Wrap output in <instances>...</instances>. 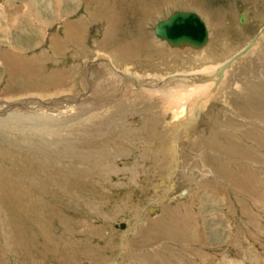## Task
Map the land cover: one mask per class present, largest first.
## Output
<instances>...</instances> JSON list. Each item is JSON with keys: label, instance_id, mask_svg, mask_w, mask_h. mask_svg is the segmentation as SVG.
Listing matches in <instances>:
<instances>
[{"label": "rangeland", "instance_id": "obj_1", "mask_svg": "<svg viewBox=\"0 0 264 264\" xmlns=\"http://www.w3.org/2000/svg\"><path fill=\"white\" fill-rule=\"evenodd\" d=\"M111 5H128V15L106 30L108 17L99 15ZM177 10L204 21L209 38L201 48L170 46L154 34L155 24ZM142 21L157 48L124 60L114 49L138 36ZM262 28L264 0H0V110L15 104L0 111L8 120L0 124V264H109L115 257L116 264H264ZM64 29L79 33L66 38ZM253 39L214 92L211 81L190 91L188 117L176 112L180 119L173 120L172 106L142 99L95 122L74 114L86 104H93L91 114L104 101L112 107L136 102L131 90L151 88L142 78H157L154 88L217 68ZM104 48L115 52L109 69L117 71L107 72L105 61L95 65ZM8 51L22 57L16 69ZM136 76L139 85L131 80ZM62 83L61 92L36 96ZM202 86L208 91L197 94ZM33 111L59 118L61 112L62 138L27 132ZM15 112L23 117L15 120ZM80 120L85 128L76 127ZM148 121H154L149 132L142 129ZM65 125L73 134L67 136ZM93 149L110 159L69 157L92 156Z\"/></svg>", "mask_w": 264, "mask_h": 264}, {"label": "bare ground", "instance_id": "obj_2", "mask_svg": "<svg viewBox=\"0 0 264 264\" xmlns=\"http://www.w3.org/2000/svg\"><path fill=\"white\" fill-rule=\"evenodd\" d=\"M123 3V2H122ZM124 3H127V2H124ZM36 6V5H35ZM117 6H118V8H117ZM123 8L124 9V11L123 12H120V9L121 8ZM115 8H117V10H115ZM125 8L127 9L128 8V5H114V7H113V5H111V7L110 8H107L106 9V7H105V11H106V14H100L99 16L102 18V16H106V17H108L107 18V21H106V23H107V28H106V30L108 29V27H117V25H118V23L119 22H122V20H124L125 19V17L128 15V12H125ZM153 8H151L150 9V11L152 10ZM155 10V9H154ZM67 11V10H66ZM175 12V11H174ZM173 13V12H172ZM171 13V14H172ZM4 14V13H3ZM197 14V13H196ZM7 15V14H6ZM57 15V14H56ZM170 15V14H169ZM168 15V16H169ZM198 15V14H197ZM168 16L165 18V19H167L168 18ZM243 14H241L240 16H239V18H238V21H239V23L240 24H243V23H245L244 22V18H243ZM7 17V16H6ZM156 17V16H155ZM200 17V16H199ZM201 18V17H200ZM165 19H161V20H165ZM209 19L211 20V17H209ZM7 20V19H6ZM66 20V19H65ZM106 20V19H105ZM109 20H111V21H109ZM147 20H149L148 18H147ZM161 20H159V21H161ZM159 21L157 22V23H159ZM204 22V21H203ZM63 23H66V22H63ZM157 23L155 24V26H154V34L158 37V38H160V39H162V40H164L162 37H160L158 34H157V32H156V25H157ZM145 25V24H144ZM144 25H143V21H142V23L141 24H139V27H138V29H139V34L137 33V35L138 36H136V35H132V36H129V38H128V41L125 43V44H122V45H118L117 47H119V48H117V49H114V51L115 52H117L118 54H119V57H121L122 59H124V60H135L136 59V56L132 53L133 51H135V50H137V51H140V53H141V50H154L155 48H157V47H155V44L156 43H154V45H153V43H149V40L147 39V36L145 35V31H143L142 29H143V27H144ZM204 25H205V23H204ZM2 26V25H1ZM67 26H69V24H66L65 25V28L67 27ZM211 26L212 27H214V22H211ZM70 27V26H69ZM68 27V28H69ZM2 28V27H1ZM81 28L82 27H80V29H79V31L81 32ZM205 28H206V31H207V39H206V41H205V43L207 42V40H208V38H209V32H208V30H207V27H206V25H205ZM65 31H64V35H65V37L66 38H68L71 34L73 35L75 32H77L76 30H75V32H73L72 33V29H69L68 31L66 30V29H64ZM262 30H264V28H262ZM261 30V31H262ZM79 31L77 32V33H79ZM114 31V30H113ZM138 31V30H137ZM8 32V31H7ZM110 32H111V30H110ZM259 35L260 34H264V33H262V32H260V33H258ZM9 35V34H8ZM75 35H76V33H75ZM80 35V34H79ZM57 36V35H56ZM77 36V35H76ZM76 36H74V37H76ZM9 37V36H8ZM53 39H54V42H55V40H56V37L53 35ZM71 37V36H70ZM69 37V38H70ZM73 37V38H74ZM78 37H81V36H78ZM78 37H76V38H74V39H72V41L73 40H77L78 39ZM257 37V36H256ZM49 38V37H48ZM254 40L255 39H253V41L251 42V43H249L242 51H240V52H238L237 54H235V56L233 57V58H230V60L229 61H224L223 63H221V65L220 66H218L217 68L215 67V66H213L211 69H209V70H206V69H203V70H201L200 72H197V73H194V74H192V73H190V74H180V75H177V76H179L178 78H176V79H174V80H171L170 78L171 77H173V76H169L167 79H170V80H167V82L166 83H163L162 85H160V86H158V87H154V88H152V86H154V83L155 84H157V83H159L158 82V80H157V78H155V77H152V76H146V78H142L143 79V81H144V83H146L148 86L150 85V87L151 88H144V86H143V88H137L138 89V91L136 92V91H134V90H131L130 92H135L139 97H137L136 98V102H132L131 104H129V103H126L125 102V100H122V101H120L119 103H116L115 105H114V107H112L111 105H109V104H107V103H109V102H107V101H104V102H106V104L105 103H103V104H98L97 103V105L98 106H96V107H98V108H100V111H98V112H91V114H89L90 113V109L92 108V106H93V104H86V105H83V106H85V107H81V108H79L80 110L77 112L76 111V113H74V112H72V113H74V114H77V116L79 115V114H81L82 113V115L84 114V116H87V121L88 120H90V121H96L98 118H105V116L106 115H109V113L111 114V113H113V111H114V109H116V107H118V106H120V108H122V107H124L125 105L127 106V105H130V106H132V105H134L135 103H137L138 101H140L141 99L142 100H144V101H146V102H149V101H152V100H160L162 103H163V105H167V106H169V107H171L172 108V110H173V115L171 116V118L173 119V120H177V119H180L179 117H180V115L181 114H184L186 117H188L189 116V112L191 111V109H192V104H191V102L192 101H194V99H193V95H192V93H190V91H193V90H198V88H199V86H201L202 84H204V85H207L208 86V88H209V86H210V81H211V83L212 84H214V85H212V86H210L211 88H210V90H209V92H212L213 90L212 89H216V87L219 85V83L222 81V79H223V74H224V72H226V70L228 69V68H230V66H231V63H233L235 60H238V57H241L242 55H244L250 48H252L254 45H255V42H254ZM59 41V40H58ZM58 41L56 40V42L53 44V48L54 49H56L57 47H60L59 46V44H58ZM153 41V40H152ZM164 41H166V40H164ZM167 42V41H166ZM168 43V42H167ZM205 43L203 44V45H205ZM170 46H173V45H171L170 43H168ZM202 45V46H203ZM62 46V45H61ZM63 46H64V44H63ZM175 46H179L178 48H182V47H184V49H185V47L186 46H189V45H185V44H181V45H175ZM201 46V47H202ZM191 47V46H190ZM201 47H199V48H201ZM15 48V47H14ZM114 48V47H113ZM194 48V47H193ZM9 49V48H8ZM11 49H13V48H11ZM52 49V48H51ZM195 49H198V48H195ZM16 50V49H15ZM58 50H60V49H58ZM57 50V51H58ZM177 50V49H176ZM103 51L104 52H101L100 53V56H101V58L99 59V61H98V63H95V65L96 66H98V68H102L104 65H103V62L102 61H105V66L107 67V72L109 71V70H115V71H117V68L115 69V66H114V68H111V69H109V67H111L113 64L110 62V60H111V58H113L114 57V53L115 52H109V51H107V50H105V48L103 49ZM179 51V50H178ZM178 51H177V53H178ZM56 52V51H55ZM8 53L10 54V56H8V62H13L14 63V69H16V62H19L21 59L20 58H22V57H20L18 54H15V53H13L12 51H8ZM7 54V53H6ZM118 57V56H117ZM99 58V57H98ZM116 59H118V58H116ZM2 61V60H1ZM111 61H113V60H111ZM136 63V62H135ZM23 64V63H22ZM124 64V62L122 63V65ZM120 65V64H119ZM1 66V65H0ZM95 66V67H96ZM117 66V65H116ZM11 68V67H10ZM24 67L21 65V69H23ZM27 68V67H26ZM118 68H120V66L118 67ZM125 68V67H124ZM123 68V69H124ZM216 68V69H215ZM5 69V68H4ZM71 69V68H70ZM95 69H97V68H95ZM91 70V69H90ZM89 70V73H88V75H90L91 73H92V71H90ZM93 70V69H92ZM120 70V69H119ZM124 71V70H123ZM28 72H29V70H28ZM35 72V71H34ZM119 72V71H118ZM20 73V72H19ZM31 73V76H35L32 72H30ZM96 73V72H95ZM99 73V72H98ZM103 73V72H102ZM122 73H124V72H122ZM29 74V73H28ZM33 74V75H32ZM101 74V73H100ZM109 74V73H108ZM119 74H121V73H119ZM118 74V75H119ZM92 75V74H91ZM103 76V75H102ZM124 76V75H123ZM140 77H142L143 75H139ZM110 77V76H109ZM30 78V77H29ZM50 78V77H49ZM93 78V77H92ZM104 78V77H103ZM102 78V79H103ZM124 78V77H123ZM181 78V79H180ZM84 79V78H83ZM105 79V78H104ZM111 79V78H110ZM120 79V78H119ZM48 80V77L46 78L45 77V79H44V82H43V84H45V86H46V83L48 82L47 81ZM85 80V79H84ZM89 79H87V81H88ZM93 80V79H92ZM121 80H123V79H121ZM131 80H132V82H134V83H138V85H139V81H138V79H137V76L135 77V78H132L131 77ZM70 81V80H69ZM162 82L164 81V79L163 80H161ZM33 82V81H32ZM39 82V81H38ZM85 82H86V80H85ZM89 82H90V80H89ZM113 82V81H112ZM126 82V81H125ZM132 82H131V84H132ZM152 82V83H151ZM199 82H201L202 84H197V83H199ZM93 83H95L94 81H93ZM99 83V82H98ZM115 83V82H114ZM123 83H124V80H123ZM127 83L130 85V82L129 81H127ZM143 83V84H144ZM226 83V82H225ZM59 84V81L57 82V85ZM92 84V83H91ZM101 85H103L102 83H100ZM99 84V85H100ZM113 84V83H112ZM111 84V85H112ZM145 85V84H144ZM224 85V87H225V84H223ZM90 85L89 84H87V87H89ZM107 86H109V85H107ZM62 87H64V85H63V83L62 84H60L56 89H54V90H45V91H43L42 93H38L37 92V94H36V96H38V97H40V95H46V94H49V95H52L53 96V94H56V93H59V92H61L62 90ZM91 87V86H90ZM98 87H100V86H98ZM98 87H96V88H98ZM133 87L134 86H132V89H133ZM46 87H44V89H45ZM94 87H92V89H93ZM96 88H94V89H96ZM104 88V87H103ZM208 88L207 87H203L202 86V89H199V90H201V91H198V93L197 94H199V92H202L203 94L206 92V91H208ZM6 89V88H5ZM101 89V88H100ZM131 89V88H130ZM125 90H128V89H125ZM96 91V90H95ZM142 91H145L144 93H142ZM189 91V92H188ZM98 92V91H97ZM197 92V91H196ZM214 92V91H213ZM221 92V91H220ZM92 93H94L93 91H92ZM27 94V93H26ZM35 93H33V95H34ZM61 94V93H60ZM96 94V93H95ZM98 94V93H97ZM194 94V93H193ZM219 94H221V93H219ZM28 95V94H27ZM224 95H226L225 93H224ZM32 96V95H31ZM16 97H18V96H16ZM106 97V96H105ZM123 97V96H122ZM199 97H200V95H199ZM202 97H204L203 95H202ZM37 98V97H36ZM78 98V97H77ZM86 98V97H85ZM90 98H92L93 99V97H90ZM95 98V97H94ZM97 98H99V97H97ZM126 98V97H125ZM4 99V98H3ZM12 99V98H11ZM14 99V98H13ZM33 99V98H32ZM91 99V100H92ZM189 99L191 100V102H189ZM193 99V100H192ZM8 100V99H7ZM39 100V99H38ZM101 100V99H100ZM3 101V100H2ZM37 101V100H36ZM77 101V100H76ZM27 102V101H26ZM45 102V101H44ZM49 102V101H48ZM61 102V101H60ZM60 102H56V103H60ZM95 102V101H94ZM4 103V102H3ZM15 103H17V102H15ZM36 103V102H35ZM41 103V102H40ZM54 103V102H53ZM55 103V104H56ZM64 103V102H63ZM190 103V104H189ZM18 104V103H17ZM37 104V103H36ZM27 105V104H26ZM78 105V104H77ZM76 105V106H77ZM106 105V106H105ZM176 106V107H174V106ZM191 105V106H190ZM1 106V105H0ZM15 106V104L14 103H4V106H3V112L2 113H4V112H6L9 108H11V107H14ZM48 106V105H47ZM59 106V105H58ZM61 106V105H60ZM73 106H74V104H73ZM105 106V107H104ZM23 107V106H22ZM21 107V108H22ZM52 107V106H51ZM71 107V106H70ZM75 107V106H74ZM79 107V106H78ZM193 107H194V105H193ZM25 108V107H24ZM23 109V108H22ZM39 109V108H38ZM52 108H50V110H51ZM54 109V108H53ZM56 109V108H55ZM59 109V108H58ZM62 109V108H61ZM60 109V110H61ZM67 109V108H66ZM74 109V108H73ZM72 109V110H73ZM93 109L95 110V107H93ZM48 110V109H47ZM78 110V109H77ZM90 110V111H89ZM11 111V110H10ZM18 111V110H17ZM24 111H25V109H24ZM64 111V110H63ZM187 111V113H185ZM192 111H193V109H192ZM196 111H199V109H197ZM195 111V112H196ZM22 112H23V110H22ZM34 112V111H33ZM32 112V113H33ZM35 112H37V111H35ZM34 112V113H35ZM57 112V111H56ZM176 112H179V113H181L180 115L179 114H177ZM20 113V112H19ZM19 113H17V112H15V113H13L12 115H13V117H14V119L16 120L17 118H20V117H23V115L22 114H19ZM29 113H31V112H29ZM31 113V114H32ZM58 113V112H57ZM63 113V112H62ZM85 113H88L87 115H85ZM51 114V113H50ZM50 114H48V112H43V111H40V112H38L37 114L35 113L34 115H32L31 116V119H32V122L30 123V124H27L28 125V127L25 129L27 132H33V133H36V134H39V135H48V139H54V140H59V139H61L62 137H61V133H59L58 131H59V127L61 128V127H63L64 126V124L63 123H61L62 121L60 120V118H62V114H61V112H59L58 114L60 115V118L59 117H54L52 114L50 115ZM52 117H50V116ZM54 115H56V114H54ZM113 117H112V119H115L116 118V115L114 114V115H112ZM4 116H0V124H2V125H6L7 124V122H8V120L6 119L7 118V115L5 114V117L3 118ZM74 117V116H73ZM182 117V116H181ZM3 118V119H2ZM11 118V117H10ZM77 118V117H76ZM78 118H81V117H79L78 116ZM8 119H9V116H8ZM84 119V118H83ZM69 120V119H68ZM71 120V119H70ZM77 120V119H76ZM11 121V120H10ZM48 121V122H47ZM61 121V122H60ZM72 121V120H71ZM146 121V120H145ZM149 122V126L146 124L145 125V128H142V129H147L148 131L147 132H149V129H150V127H151V125L154 123V121H148ZM152 122V123H151ZM34 123H37V125H36V127H34L33 126V124ZM68 123V122H67ZM66 123V124H67ZM84 123H86V120H80L77 124H76V127H80L79 129H82V128H85L84 127ZM13 124V123H12ZM75 124V123H74ZM72 125V124H71ZM66 126V125H65ZM75 126V125H74ZM73 126V127H74ZM0 127L2 128V126L0 125ZM15 129H16V127L15 126H13ZM67 128H63V129H65V131L67 132V136H68V134H73V131H72V128L71 127H69V126H66ZM5 129V128H4ZM7 129H9V128H7ZM12 130H13V128H12ZM23 130V129H22ZM15 131V130H14ZM24 131V130H23ZM61 131H62V129H61ZM64 131V130H63ZM22 134V133H21ZM25 134V133H24ZM27 135H28V133H26ZM30 135V134H29ZM91 135H93L91 132L90 133H87L86 134V136H91ZM5 136V135H4ZM18 136V135H17ZM21 136V135H20ZM43 136H41V138L43 137ZM64 136V135H63ZM76 136V135H75ZM22 137V136H21ZM73 137V136H72ZM72 137H70V138H72ZM23 138V137H22ZM32 138V137H31ZM36 138H37V136H36ZM36 138H34V139H36ZM66 138H68V137H66ZM78 138V137H77ZM43 139L45 140L46 139V137L44 138L43 137ZM42 139V140H43ZM63 139H65V137L63 138ZM93 140H95V137H93L92 136V139H91V141H93ZM41 141V140H40ZM63 141V140H62ZM155 141H159V140H157V139H154V141H151V143L154 145V144H156V142ZM96 141H94V142H91V143H95ZM60 143V142H59ZM91 143H88V144H91ZM42 145H44V144H42ZM63 146V145H62ZM33 147V146H32ZM32 147H31V149H32ZM45 147V146H44ZM64 147V146H63ZM29 148V147H28ZM41 148H43V147H41ZM45 148H47V147H45ZM57 148V147H56ZM50 149H51V147H50ZM64 149V148H63ZM65 149H67V148H65ZM57 151V150H56ZM93 151H94V154L91 156V155H89V154H80L79 156L78 155H76V154H74V155H70L69 157L70 158H73V159H78V158H81V159H84V160H91L92 158H95V160H98V159H106L107 161H108V159H110V155L109 154H107V153H105L104 151H97L96 152V150H94L93 149ZM51 152V151H50ZM86 152V151H85ZM62 153V152H61ZM87 153V152H86ZM63 154V153H62ZM70 160V159H69ZM100 160H98V162H99ZM102 161H104V160H102ZM52 168H54V167H52ZM100 168V167H99ZM106 168V167H105ZM108 168V167H107ZM49 170V169H48ZM101 171H104V168H103V170H101ZM102 173V172H101ZM169 175V174H168ZM48 176H49V178H51L52 180H54V176H52V173H48ZM81 176V175H80ZM35 177V176H34ZM53 177V178H52ZM82 177V176H81ZM161 179V178H160ZM21 187H23V186H21ZM21 187H19V188H21ZM24 188V187H23ZM87 188V187H86ZM183 193V192H182ZM11 195V194H10ZM120 224H122V227H121V225ZM155 225V224H154ZM119 228H124L125 227V224L124 223H119ZM156 227V226H155ZM181 227V226H180ZM156 229V228H155ZM116 261H117V258L115 257L114 259H113V261L112 262H110L109 264H116Z\"/></svg>", "mask_w": 264, "mask_h": 264}, {"label": "water", "instance_id": "obj_3", "mask_svg": "<svg viewBox=\"0 0 264 264\" xmlns=\"http://www.w3.org/2000/svg\"><path fill=\"white\" fill-rule=\"evenodd\" d=\"M157 34L171 45L201 47L207 39L203 20L194 11L177 10L156 25ZM122 227V224H120Z\"/></svg>", "mask_w": 264, "mask_h": 264}, {"label": "flooded vegetation", "instance_id": "obj_4", "mask_svg": "<svg viewBox=\"0 0 264 264\" xmlns=\"http://www.w3.org/2000/svg\"><path fill=\"white\" fill-rule=\"evenodd\" d=\"M126 227V226H125Z\"/></svg>", "mask_w": 264, "mask_h": 264}]
</instances>
